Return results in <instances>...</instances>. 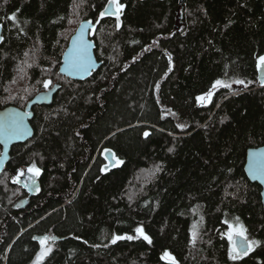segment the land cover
I'll return each instance as SVG.
<instances>
[{"label":"trees","instance_id":"1","mask_svg":"<svg viewBox=\"0 0 264 264\" xmlns=\"http://www.w3.org/2000/svg\"><path fill=\"white\" fill-rule=\"evenodd\" d=\"M108 2L0 0V108L60 85L0 173V264H33L43 235L55 239L40 264H171L166 251L176 264H264L261 187L244 172L247 149L264 144V0H118L119 28L100 18ZM83 19L101 65L74 80L59 66ZM218 79L231 87L213 89ZM33 163L39 190L23 204L13 178ZM237 223L260 243L232 261Z\"/></svg>","mask_w":264,"mask_h":264},{"label":"snow or ice","instance_id":"2","mask_svg":"<svg viewBox=\"0 0 264 264\" xmlns=\"http://www.w3.org/2000/svg\"><path fill=\"white\" fill-rule=\"evenodd\" d=\"M5 2H7V0H5ZM109 4L115 6L114 11H110L108 8H106L104 11H102L100 13V18H103L106 15H115L116 19H117L116 27L119 28V26H120L119 14L121 13L122 9L124 8V5L119 3L118 0H109ZM18 11H19V9H17V12ZM8 19L13 20L15 22L16 14L13 13L11 16L8 17ZM69 22L71 23V21H69ZM87 23H88V25H91V22H87ZM96 23H99V19L96 21ZM84 30H85V25L81 24L80 29H79L80 34L73 38L72 48L69 51L67 58H66V64L68 65L69 71L87 72L92 67L91 57H90L89 52H88L90 45L87 41H85L83 39V35H82ZM2 39H3V37H0V40H2ZM153 43L155 44L156 41H153ZM25 55L27 56L28 53H25ZM29 66H31V65H29ZM257 68L259 70L264 71V56L258 57ZM20 70L23 71V69H20ZM170 70L171 69H169V71ZM232 83L244 84L245 82L243 80H235ZM261 83L264 84V81H262ZM49 84H50L49 81H45L44 87L48 88ZM218 86L230 88L231 84L226 83V82L218 79L213 83L212 88L215 89ZM156 87L159 88V83L156 84ZM245 87H247V85H245ZM212 95H213V93L211 91H209L207 93L206 97L200 96V97H197V100L203 101L206 98L210 100ZM173 115H175V113H173ZM3 127L5 128L7 133L12 134V135H19V134H22L23 132L26 131V129L23 128L22 120H20V119H12L6 126H3ZM176 127L180 128V129H184L185 127H187V125L177 124ZM143 135L145 138H147L151 135V133L148 131H145L143 133ZM168 151L172 152L173 149L169 148ZM120 163H123V161H120V160L116 161L117 165ZM114 166H116V165H114ZM251 170H253L256 174L260 175L261 177H264V160L256 161L254 167ZM27 171L29 173H31L33 177H35V176L40 175L41 169L38 168L35 163H33V164H31L30 167H28ZM155 171H157V172L160 171V167L157 166ZM20 175H23L22 171H18L17 177L14 178V182L18 181V178ZM32 183L35 184L34 179L32 180ZM262 195H264V193H262ZM201 220H202V218H201ZM237 220H238V218H237ZM228 227H229V231L226 233V236H227V238L229 240V244H230L229 251H228V257L230 260L237 261V260L243 259V257L248 256L251 252H253L255 250V246L259 245V243H260L259 241L251 240V239L247 238V236L245 235L246 229H244V227L242 225L229 224ZM197 229H198V225L194 223L192 225V231H191V240H192L193 244L195 243V241L198 237ZM135 231L138 234V236H142L145 241H147L148 243H151L150 237L144 233L142 228L137 227L135 229ZM234 236L238 237L239 239H234ZM135 238H137V237H133L130 235H114L111 242L113 244H115L119 240H125V239L126 240H132ZM50 239L54 240L55 237L45 236V237L40 239L39 243L41 245V250L39 252H37L33 264H40V262L43 261L45 259V257H47L49 255V253H51V251H52L51 247L44 248V245ZM164 257L168 258L171 261V264H176L175 257L171 256V254L168 253L167 251L164 253Z\"/></svg>","mask_w":264,"mask_h":264},{"label":"water","instance_id":"3","mask_svg":"<svg viewBox=\"0 0 264 264\" xmlns=\"http://www.w3.org/2000/svg\"><path fill=\"white\" fill-rule=\"evenodd\" d=\"M108 8L110 11H114V5H110L109 3L106 5L105 9ZM104 9V10H105ZM103 10V11H104ZM87 22H91V25H88ZM81 24L85 25V30L83 31V39L87 41L90 45L88 52L91 57V63L92 67L87 72H75V71H69L68 65L66 64V58L69 53V51L72 48V41L73 38L79 35V29ZM94 28V23L90 20L83 19L77 26L74 33L71 35L67 47L63 51L61 55V63L59 66V73L62 75L69 77L74 80H85L88 77L92 75V73L97 70V68L101 65V62L97 59V56L95 54V42L91 38L90 31ZM2 25L0 24V37H2ZM1 41V40H0ZM258 74L257 78L260 83V85H264L261 82L264 81V71L259 70L257 68ZM58 83L52 84L50 87L38 91L31 99H29L25 105V107H18L13 104L6 105L2 108H0V146H1V152H0V173L5 168L9 158L12 146L18 143H23L30 139L33 135V127L31 125L30 120L33 116V110L32 107L34 105H41V104H49L51 103L54 94L56 93L57 89L59 88ZM200 103V101H198ZM26 114V115H25ZM12 119H20L22 120L23 128L26 129L25 132L19 135H12L6 132L5 128L3 126H6ZM105 156L108 160V166H112L115 163V160L113 159V155L111 151H106ZM258 160H264V144L259 145L256 147H250L247 149L246 157H245V163H244V172L247 176V178L251 182H256L258 185H260V195H261V203L264 209V177H261L260 175L256 174L253 170H251L256 161ZM19 184H21L23 187H26L25 184L19 180ZM28 196L22 198L23 204H25L29 198V196L35 195L38 193L39 190V183L38 181H35V184L32 183L31 186L26 187ZM229 230H227L228 232ZM234 239H239L238 237H234Z\"/></svg>","mask_w":264,"mask_h":264},{"label":"rangeland","instance_id":"4","mask_svg":"<svg viewBox=\"0 0 264 264\" xmlns=\"http://www.w3.org/2000/svg\"><path fill=\"white\" fill-rule=\"evenodd\" d=\"M31 166V165H30ZM30 166H22V167H20L19 169H18V171H22L23 172V175H20L19 176V180H22L25 184H27L28 186H30L31 184H32V180L33 179H35V177H33L32 176V174L31 173H29L28 171H27V169H28V167H30ZM17 174H18V172H17ZM17 174L14 176V178H16L17 177ZM13 178V179H14ZM237 224H239V225H241L240 223H237ZM237 224H235V225H237ZM48 236V235H47ZM43 237H45V235H43V236H40V237H38V240L40 241V239L41 238H43ZM48 237H50V236H48ZM235 237V236H234ZM51 241H53V240H48L47 242H46V244L44 245V248H48V247H52V242ZM41 246V245H40Z\"/></svg>","mask_w":264,"mask_h":264}]
</instances>
